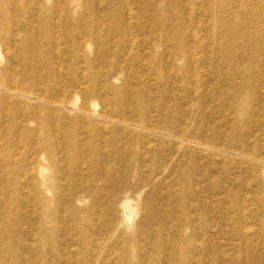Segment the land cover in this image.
<instances>
[{
  "label": "rangeland",
  "instance_id": "obj_1",
  "mask_svg": "<svg viewBox=\"0 0 264 264\" xmlns=\"http://www.w3.org/2000/svg\"><path fill=\"white\" fill-rule=\"evenodd\" d=\"M0 264H264V0H0Z\"/></svg>",
  "mask_w": 264,
  "mask_h": 264
}]
</instances>
